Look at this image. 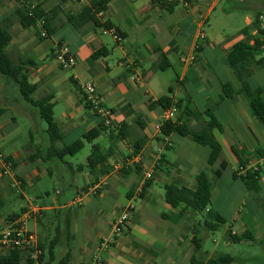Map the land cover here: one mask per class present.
<instances>
[{
    "label": "crops",
    "instance_id": "0c3cea01",
    "mask_svg": "<svg viewBox=\"0 0 264 264\" xmlns=\"http://www.w3.org/2000/svg\"><path fill=\"white\" fill-rule=\"evenodd\" d=\"M38 1L49 15L52 34L39 37L36 27L23 28L17 22L12 26L14 32L9 50L16 48L26 52L28 60L35 63L36 66L31 67L30 80L39 85L36 98L51 93L55 107L60 106L55 120L64 133V142L58 145L63 147L82 140L84 147L75 155L88 146L92 147L91 152L99 146L107 155L95 173L87 166L91 152L84 157L83 163L68 165L72 179L65 183V188L75 190L73 199L47 208L28 206L35 211L37 223L45 216L43 209L59 210V214L66 210V231L57 225V234L62 238L65 235L68 247L72 245L69 264H89L88 256L91 264L96 256L101 257L100 264H192L197 227L208 228L184 206L176 208L167 203L164 186L173 183L194 188L197 175L205 171L201 168L204 163L209 166L206 170L212 178L220 170L221 163H227L213 186L209 207L227 219L223 225L226 234L230 228L234 234L251 231L257 239H264V220L260 221L256 214L245 216L251 191L235 176V173L240 176L247 171L261 173L264 124L251 110L244 95L235 93L223 98L224 83L231 82L236 89L241 88L240 80L227 63V55L234 44L245 38L241 31L253 25L257 14L263 10L264 0H240L244 7L232 1L233 5L220 10L218 7L223 0H178L173 12L153 0H113L104 12L97 14L101 23L108 21L113 25L111 30L92 23L77 28L69 22V15H78L93 0ZM20 5L17 0H0V22ZM250 9L256 10L252 14ZM202 30L206 33L204 40L199 37ZM114 32L121 40L115 38ZM252 35H256L255 30ZM49 38L53 46L44 43ZM63 47L76 59L70 68H63L56 61ZM100 49H107V52L94 58L93 54ZM192 55L196 56L193 63L182 61L183 56ZM164 56L171 66L160 70L157 65ZM262 57L264 59V54ZM131 63L143 77L140 82L131 78L133 72L127 68ZM58 69H73L70 81L59 75ZM82 81L93 82L103 105L113 110L109 132L100 127L103 119L86 107L79 89ZM64 82H70L73 87L55 95L53 90ZM249 82L254 87L264 88V62L254 67ZM171 86L173 92L169 93ZM166 95L173 102L182 103L172 121L185 123L189 129H201L210 120L209 112L215 114L222 124V129L213 131L222 146V155L215 164H208L209 147L190 136L175 132L167 136L162 134L165 109L159 105L151 107V103ZM93 130H99L100 136L87 139L86 135ZM104 138L108 142L101 145ZM137 145L141 148L138 153L135 152ZM10 156L16 161L19 157ZM126 160H129L127 166L115 168V164ZM19 165L18 162L8 176L13 183L19 181L18 178L24 180V186L20 183L15 187L18 190L26 188L28 178L33 181L48 173L40 164L28 174L21 173ZM148 170L153 171V177L145 180L144 172ZM260 185L262 194L264 175ZM15 188L12 190H17ZM94 188H98L97 193L93 192ZM120 190L125 191L127 198L121 207L114 200L121 195ZM0 194L2 196L1 189ZM252 196L257 210L264 211L257 199L259 195ZM126 208L131 211L128 229L117 236L109 249L100 248L101 239L110 234L112 223ZM26 210L27 207L22 212ZM8 222L9 218L5 225ZM31 232L36 235L39 248L41 244L48 247L39 232ZM230 255L234 257L232 264H237V256ZM213 256V252L203 248L198 253L200 260ZM55 259L56 254L49 256L46 251L43 263Z\"/></svg>",
    "mask_w": 264,
    "mask_h": 264
},
{
    "label": "trees",
    "instance_id": "16d2710c",
    "mask_svg": "<svg viewBox=\"0 0 264 264\" xmlns=\"http://www.w3.org/2000/svg\"><path fill=\"white\" fill-rule=\"evenodd\" d=\"M67 0H62L66 2ZM113 0H93L90 5H85L78 15H69V22L77 28L81 26L92 23L95 26H103L109 30L113 29V25L110 22L101 23L97 14L104 12L109 3ZM155 3H161L166 5V9L169 12H173L178 6V0L168 1V0H153ZM23 3L17 10L10 16L6 17L0 22V73L10 80H13L18 84L20 91L24 99L38 111L39 117L44 120L47 124L46 133L48 135L49 146L46 149L40 147V149L29 156L30 161H35L41 159L46 162L53 158L54 156H64V155H75L80 152L84 143L82 140H77L70 145H64L59 147V142H64V133L61 127L57 124L54 115V95L51 93L45 94L40 98H36L35 95L38 92L39 85L33 83L30 80V71L32 66H36L35 63L28 60L27 57L18 56L14 57L11 51H9V46L12 42L13 33L12 26L14 24V18L21 24L23 28L36 27L39 37L41 35V29L37 27L39 20H45L44 28L48 32V35L52 34V30L49 26V15L42 8L41 3L38 0H23ZM34 5V8H32ZM61 9L60 7L57 8ZM257 27V22L253 25L244 28L241 33L245 35L243 40H240L234 44L232 50L227 55V63L236 73L238 79L241 82V88L236 89L234 84L227 82L223 84V98L231 97L235 93H240L245 96L248 100L251 110L259 118V120L264 124V88L254 87L250 82L249 78L254 74V67L263 64L264 59L262 55L264 54V34L257 33L252 35ZM44 38V37H42ZM253 41V43H251ZM107 52V49H100L93 54L94 58L100 57ZM32 64V65H31ZM170 62L164 56L157 67L160 70H166L169 68ZM173 92V86L169 88V93ZM85 102V100H84ZM87 108L91 109V105L85 102ZM161 106L163 109L167 110L171 107L176 109L182 108V103L179 101L177 103L173 102V99L169 96H162L158 101L151 103L152 106ZM189 112V111H187ZM192 111L190 110L189 113ZM209 122L205 124L201 129L193 130L189 129L185 123L180 124L178 121H165L162 125V134L167 136L175 132L181 136H190L195 142L207 146L210 149V154L208 157V164H215L222 155V146L215 137L213 131L215 129H222V124L218 121L213 112H209ZM102 130H107L108 126L105 125L104 121L100 123ZM100 136L99 130H93L86 138L89 140H94ZM140 146L137 145L135 152L140 151ZM107 155L102 151L99 146H95L89 156L88 167L92 172H96L99 163L104 161ZM8 159L12 161L14 167L18 165V162L12 157L8 156ZM227 168V163L222 162L220 170H218L215 176L212 178L205 171L199 173L196 177L197 185L194 188L188 186H178L176 184H166L164 186L165 190V200L173 207L184 206L190 212L196 214L200 213L204 216L203 224L209 230L215 231L221 225L227 223L220 213L215 210L210 209V204L212 202V191L215 182L221 177L223 171ZM245 183L247 189L254 194H258L259 202L264 208V198L261 196V185L260 179L261 174L258 170L247 171L245 174L238 176ZM21 185L24 186V180L18 178ZM148 183V182H147ZM5 205V201L0 194V209ZM208 210V211H207ZM25 212V211H24ZM23 212V213H24ZM20 215L16 214L9 217V222L14 221L19 218ZM196 236V235H195ZM61 235L58 234L54 238L48 247L40 245L43 254L39 256L40 264H44L45 252L49 256H54V251L59 244ZM227 240L231 243H241V242H251V243H261L264 245V239H257L251 231H246L243 234H234L229 228L227 230ZM195 246V254L192 257V264H232L234 257L230 254H223L210 257L208 259L200 260L198 253L203 248L202 239L195 237L193 239ZM47 255V254H46ZM71 260V252L68 251L60 264H69ZM36 261L30 258V255L26 251L20 249H14L8 253H2L0 251V264H34Z\"/></svg>",
    "mask_w": 264,
    "mask_h": 264
},
{
    "label": "rangeland",
    "instance_id": "374dc122",
    "mask_svg": "<svg viewBox=\"0 0 264 264\" xmlns=\"http://www.w3.org/2000/svg\"><path fill=\"white\" fill-rule=\"evenodd\" d=\"M232 1L237 2L240 6H245L240 0H223L218 10L223 6L233 5L234 3ZM244 1L248 2L253 0ZM256 9H250V12L253 14ZM262 11H264V7ZM242 12L243 11H241V13ZM17 22L16 18H14V24ZM13 28L14 27H12V32H14ZM44 43L47 45L53 44H51V38L46 39ZM9 51L12 52L15 58L18 56H28L26 52H22L16 48ZM46 51L50 52V49L46 48ZM57 71L59 75L62 77L65 76L67 80L73 75V69H58ZM69 83L70 82H64L59 88L53 90L55 95H59L73 87V85ZM39 92L36 93L35 97H37ZM59 110L60 106L57 105L55 107L56 117L58 116ZM46 129V122L39 117L38 111L24 99L18 84L0 73V149L7 155H19L17 160L20 164L18 172L28 174L34 166L39 164L48 172L41 175L37 180L31 181L28 178L27 186L24 190H18V188L13 187V182H11L12 180L8 176L0 175V189L2 191V197L5 198V205L0 209V232L6 227V219L16 214L23 217L26 212L29 214V218L26 220L27 228L33 232H39L44 243L49 246L50 242L58 235V228L62 231H66V210H63V212L59 214V210L43 209L45 216L42 218L41 222L37 223L34 218L36 216L34 210L28 206L47 208L53 205L59 206L63 201L67 202L73 199L75 190L65 188V183L72 179V173L68 165L83 163L84 157L91 152L92 147L88 146L86 150L75 156L67 154L62 157L54 156L46 162L41 159L32 162L29 160L31 154L36 153L40 147L46 149L47 146L50 145ZM107 131L109 132V129ZM107 142L108 139L104 138L101 140V145ZM202 153L203 152H201V156ZM25 161L27 162L25 163ZM208 167L206 163L203 165L201 164V168H204L205 172H208L206 170ZM261 168L260 174L263 176L264 164L261 165ZM12 188L17 190L13 191ZM119 193L121 195H117L114 199L119 202L118 206L127 202L125 191L120 190ZM252 195H254L253 192H251V196L247 197L245 216L256 214L259 220L263 221L264 211L257 210L256 202L253 200ZM261 196L264 197V193H262ZM25 207H27V210L23 213L22 209ZM120 207L117 208V214L120 212ZM253 209L255 212H253ZM122 213L123 210L117 219ZM195 219L203 221L204 216L200 213H196ZM57 225L60 227L57 228ZM202 225H204L203 222ZM223 225L215 231L206 228L202 229L198 225L197 229L199 232L197 231V237L202 239L203 250L213 252L215 256L224 253L235 254L238 259L237 264H264L263 244L259 242L252 244H248L247 242L241 244L231 243L227 240V234ZM262 238L263 237H261V239ZM66 242L65 235H63V238L61 237V242L55 249L56 259L52 262H48V264H60L64 254L71 251L72 245L68 247ZM88 262L89 264L92 263L90 256H88Z\"/></svg>",
    "mask_w": 264,
    "mask_h": 264
},
{
    "label": "built area",
    "instance_id": "2783aa9c",
    "mask_svg": "<svg viewBox=\"0 0 264 264\" xmlns=\"http://www.w3.org/2000/svg\"><path fill=\"white\" fill-rule=\"evenodd\" d=\"M19 3H23V0H17ZM173 1V0H168ZM34 8V5H32ZM257 22V27L255 29L256 33L264 34V11H261L257 14L255 18ZM45 20H39L37 23V27L41 29L42 37H47L48 32L44 28ZM115 38L117 40H121V36L114 32ZM199 37L204 40L206 38L205 31H201ZM196 59L195 55L192 56H183L182 61L185 63H193ZM56 61L63 68H70L75 65L76 59L73 57L67 48H61L57 55ZM127 68L133 72L131 74V78L135 82H140L143 77L140 73H137V67L134 63L127 64ZM79 89L82 93L83 99L85 102H88L91 105V110L99 115L106 126L112 124V116L113 110L103 105L99 95L97 94V90L95 84L93 82H81L79 83ZM177 109L175 107H171L167 110H164L163 113V123L165 121L172 120L176 115ZM162 123V125H163ZM161 125V127H162ZM162 129V128H161ZM129 164V160H126L123 163L115 164L116 169L123 168ZM14 165L12 161L8 159V155H6L0 149V175L3 176H11L13 173ZM243 169V168H241ZM153 177V171L148 170L144 172V179L149 180ZM19 181H14L13 187L19 186ZM98 188H94L93 192L97 193ZM35 212V211H34ZM27 218H29L28 213H24L23 217H19L12 222H9L6 227L0 232V251L2 253H8L14 249H20L22 251L28 252L31 259H34L36 262L34 264L39 263V256L41 255V250L38 245L37 237L34 233H32L27 228ZM131 220V211L130 208H126L123 210L121 216L116 219L112 223L111 232L109 235L104 236L100 241V248L107 250L112 244L115 242L117 236L121 234L123 231L128 229ZM101 257L96 256L94 260V264H100Z\"/></svg>",
    "mask_w": 264,
    "mask_h": 264
}]
</instances>
